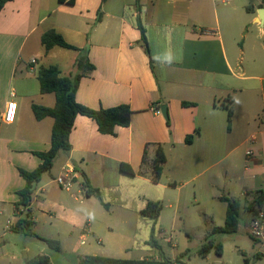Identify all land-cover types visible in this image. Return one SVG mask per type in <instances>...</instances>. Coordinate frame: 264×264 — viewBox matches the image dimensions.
I'll list each match as a JSON object with an SVG mask.
<instances>
[{"label": "crops", "instance_id": "1", "mask_svg": "<svg viewBox=\"0 0 264 264\" xmlns=\"http://www.w3.org/2000/svg\"><path fill=\"white\" fill-rule=\"evenodd\" d=\"M193 6L203 10L191 0H55L49 6L45 0H11L0 10V219L15 225L25 218L32 232L60 246L55 251L41 241L43 246L32 257L46 255L51 264H79L84 255L158 258L149 240L153 232L164 254L158 242L162 228L157 231L151 221L160 226L162 208L156 219L143 215L148 201L164 204L172 191L174 204L168 201V206L177 212L182 188L197 178L201 181L195 195L206 192L212 200L234 199L239 193L250 204L264 193V44L258 41L264 35V19L260 23L252 11L247 24L230 21V31L243 37L236 46L224 40L217 18L206 23V29L196 28L190 16ZM138 24L150 59L137 43ZM250 24L263 26L254 39L247 37ZM51 28L78 48L74 57H66L60 47L44 50L41 35ZM246 54L252 57L247 66ZM49 65L63 75H80L78 103L91 109L127 104L132 114L129 125L116 127L114 135L101 134L92 119L77 115L69 151L57 153L19 218L13 213L25 181L18 169L33 171L41 163L34 152L50 148L53 119L37 120L31 109L32 104L54 105V94L40 93L36 76L39 67ZM11 100L16 102L15 119L5 124L1 113ZM162 104L168 123L157 112ZM228 104L233 114L225 129L222 105ZM159 145L166 160L154 181ZM237 150L234 161L239 159L243 168L239 176L223 164ZM247 150L253 152L249 158ZM67 163L80 177L86 175L98 196H85L79 189L81 178L69 192L54 182ZM121 163L132 174L122 172ZM229 171L234 173L225 178ZM78 192L83 193L80 198ZM12 233L0 248V264H24L30 258L8 252L6 238Z\"/></svg>", "mask_w": 264, "mask_h": 264}, {"label": "rangeland", "instance_id": "2", "mask_svg": "<svg viewBox=\"0 0 264 264\" xmlns=\"http://www.w3.org/2000/svg\"><path fill=\"white\" fill-rule=\"evenodd\" d=\"M46 5H54L55 0H45ZM193 4H202L203 10L198 11L191 8L190 16L192 24L196 28H208L205 25L208 22L213 24L215 19H218L221 34L226 42L235 44L236 46L242 42L243 37L235 35L230 31V21L237 19L242 24L249 23L252 11L258 15V6L264 9V0H191ZM216 12H214V6ZM231 7L234 9L232 10ZM204 24V25H203ZM263 26L258 24H250L248 27L247 37L254 39L260 33ZM260 43L264 44V35L261 36ZM63 51L66 57H74L73 50L58 48ZM261 51L260 53H263ZM252 62V57L248 58L245 55L246 66ZM223 125L226 129L228 123L223 118ZM236 152L229 154L225 157L224 166H230L236 174L241 175L243 168L237 162ZM172 162L174 165L175 155L171 154ZM210 173V172H208ZM229 178L233 171L228 172ZM48 177V176H47ZM183 179H179V182ZM201 178L191 180L189 184L184 186L181 190L179 208L175 211V206H168V201L174 199L175 193L168 191L164 204L162 203L160 226L159 222L154 220L152 225L158 231L162 228L161 235L158 237V242L162 246L164 256L169 259H174L179 255H183L182 260L185 264H243V258L248 259V264H264V240L255 241L250 236V219L251 213L246 210L247 202L239 193L234 199L239 200L240 208L238 215V225L236 232L232 234L216 233L211 234L213 227H221L224 223L226 203L221 200H212L207 196L206 192H199L195 195L196 189L199 186ZM174 204L173 202H171ZM264 213V205L262 207ZM264 226V221H263ZM157 236V232L155 234ZM172 238L174 243L168 242V238ZM211 240L214 245L221 244L222 256L216 255L215 249L212 248L209 252H202V245ZM43 246L42 242L33 236H27L22 232H14L6 238V247L9 249L10 254L23 258V253L30 258L36 254L37 250ZM94 246L96 250L97 246ZM27 247L28 249H25Z\"/></svg>", "mask_w": 264, "mask_h": 264}, {"label": "trees", "instance_id": "3", "mask_svg": "<svg viewBox=\"0 0 264 264\" xmlns=\"http://www.w3.org/2000/svg\"><path fill=\"white\" fill-rule=\"evenodd\" d=\"M8 1L11 0H0V10ZM57 1L58 3L67 2L68 4H73V0ZM138 28L140 31V39L137 43L149 57V48L145 38L144 29L141 24H138ZM40 40L45 51H48L53 47L78 50L77 47L68 43L62 34L53 28L46 30L41 35ZM86 64L89 69H92L91 64ZM150 64H152L151 60ZM36 76L40 93H53L55 98L54 105L52 107H45L36 104L31 105L35 119L40 120L44 117H50L53 119L50 134V148L45 152H34V154L41 160V163L33 171H26L21 168L18 169L20 176L25 181V185L17 193L19 200L15 204L16 207L28 206L30 204L31 195L35 185L41 180L44 174L49 173L57 153L59 151H69V134L73 126L74 118L77 115L86 116L92 119L96 123L97 129L101 134L114 135L116 127H126L129 125L132 114V110L127 104H119L109 108L91 109L78 103L75 99V92L78 87L80 75H63L57 66L49 65L39 67ZM187 104L189 105L191 103L182 102L183 106H186ZM222 106L226 110L227 123L229 126L233 114L232 107L229 104ZM166 123H168V120H166ZM190 139L191 136H187L185 138V142L189 143ZM165 160V154L159 145L155 151L153 159L152 171L154 181L159 180ZM119 167L122 172L132 174V170L127 164L121 163ZM81 184L85 196H98V190L90 184V181L85 174L81 177ZM220 200L226 203L224 223L221 227H213L211 234H232L236 232L237 229L240 204L237 200L226 197H221ZM263 201L264 193H259L252 203L246 205V210L253 216L255 213L262 210L261 207ZM161 208L162 205L159 201H148L146 207L141 212L143 215L156 219L159 216ZM31 226L32 223H30L27 219L22 218L21 220H18L15 225H13L12 230L14 232H22L27 236L36 237L52 250L58 251L60 249L59 242L57 240L39 237L32 232ZM153 237L152 232L149 245L157 250L158 258L146 257L141 259H122L100 255H84L79 257V264H185L182 260L183 255H179L174 259L166 258ZM212 248L215 249L216 255L221 257V244L214 245L211 240L206 241L202 245V252L207 253ZM24 264H51V262L46 255L41 254L31 258H26L24 260ZM243 264H248L247 258L244 259Z\"/></svg>", "mask_w": 264, "mask_h": 264}, {"label": "built area", "instance_id": "4", "mask_svg": "<svg viewBox=\"0 0 264 264\" xmlns=\"http://www.w3.org/2000/svg\"><path fill=\"white\" fill-rule=\"evenodd\" d=\"M34 62V60H32ZM159 113V110L157 111ZM16 114V102L11 100L8 101L5 105L4 110L1 113V121L5 124H11L15 119ZM253 152L251 150H247L245 153L246 158L251 157ZM80 175L78 171L75 169V167L72 164H65L61 171L58 173V175L54 178V182L64 191H71V188L73 184L80 179ZM80 190H82V184L80 182ZM79 195H76L77 198H80L83 193L78 192ZM29 208L28 206H18L14 208V215L19 217L22 216L24 212H26ZM1 215V212H0ZM1 217V216H0ZM264 213L262 210L258 211L252 216V219L250 221V235L258 240L263 241L264 240ZM13 223L10 219H6L5 221H1L0 219V248L4 243V238L8 232L12 230ZM168 242H173L174 240L170 237L168 238ZM172 243V244H173Z\"/></svg>", "mask_w": 264, "mask_h": 264}, {"label": "water", "instance_id": "5", "mask_svg": "<svg viewBox=\"0 0 264 264\" xmlns=\"http://www.w3.org/2000/svg\"><path fill=\"white\" fill-rule=\"evenodd\" d=\"M258 10H259V12H258V21L260 23H262L263 22V19H264V9L263 8H260ZM159 111H160L161 115L163 116V118L165 120H168L167 107H166L165 104H162L160 106ZM23 258H26V254L25 253H23Z\"/></svg>", "mask_w": 264, "mask_h": 264}]
</instances>
